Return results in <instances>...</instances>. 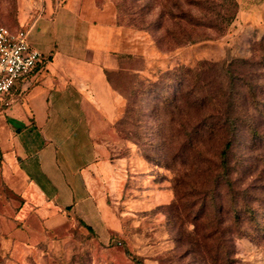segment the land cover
Returning a JSON list of instances; mask_svg holds the SVG:
<instances>
[{"label": "rangeland", "instance_id": "rangeland-1", "mask_svg": "<svg viewBox=\"0 0 264 264\" xmlns=\"http://www.w3.org/2000/svg\"><path fill=\"white\" fill-rule=\"evenodd\" d=\"M96 1L135 51L119 80L127 103L122 158L106 196L112 222L90 229L73 219L47 234L39 227L38 242L28 244L12 240L30 237L27 230L13 231L0 264H264V18L255 21L264 8ZM43 2L0 0V25L28 27ZM227 117L237 119L234 194L218 180L227 142L218 125ZM127 143L148 167L122 162Z\"/></svg>", "mask_w": 264, "mask_h": 264}, {"label": "crops", "instance_id": "crops-1", "mask_svg": "<svg viewBox=\"0 0 264 264\" xmlns=\"http://www.w3.org/2000/svg\"><path fill=\"white\" fill-rule=\"evenodd\" d=\"M238 2L244 9L264 8V0ZM37 8L38 15L25 24L44 58L17 82L12 104L0 110L4 251L13 231L27 230L30 237L12 240L28 244L38 242L33 235L39 227L47 234L78 218L95 228L112 222L106 196L122 158L119 122L127 98L113 73L129 70L134 40L96 0H44ZM31 10L23 11L25 18ZM263 18L255 13L256 22ZM126 148L122 162L148 167L133 144Z\"/></svg>", "mask_w": 264, "mask_h": 264}, {"label": "built area", "instance_id": "built-area-1", "mask_svg": "<svg viewBox=\"0 0 264 264\" xmlns=\"http://www.w3.org/2000/svg\"><path fill=\"white\" fill-rule=\"evenodd\" d=\"M44 54L33 46L24 27L0 25V110L9 107L17 82L29 75Z\"/></svg>", "mask_w": 264, "mask_h": 264}, {"label": "trees", "instance_id": "trees-1", "mask_svg": "<svg viewBox=\"0 0 264 264\" xmlns=\"http://www.w3.org/2000/svg\"><path fill=\"white\" fill-rule=\"evenodd\" d=\"M239 5V3H238ZM264 40V39H263ZM240 63L244 64L247 61L245 59H240L238 60ZM122 61L121 66H125V62ZM127 71L125 69H121L120 71L113 73V80L116 82L117 86L119 87V80L120 78H123V76H125V73ZM236 124H237V119L231 118V117H227L224 120V123L220 124L219 123V127L220 128H224L225 129V133H226V139L227 142L225 143L224 149L221 152V161H220V172L218 174V180H224L225 184L228 187V192L234 194V180L233 177L231 175L232 171L234 170L233 165L230 164V160H229V156H230V152L232 150L233 147V140H232V136L235 133V128H236ZM258 133H256L254 131V136L257 135ZM264 187V186H263ZM250 209H252L250 207ZM252 211V210H251ZM78 220L86 227L92 229V226L87 224L83 219L78 218ZM2 248L0 247V254L2 253ZM142 264V263H141Z\"/></svg>", "mask_w": 264, "mask_h": 264}]
</instances>
